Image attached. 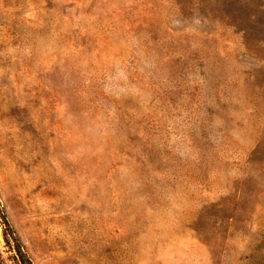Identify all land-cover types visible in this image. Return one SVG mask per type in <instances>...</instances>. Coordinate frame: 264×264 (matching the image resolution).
I'll list each match as a JSON object with an SVG mask.
<instances>
[{"label": "rangeland", "instance_id": "374dc122", "mask_svg": "<svg viewBox=\"0 0 264 264\" xmlns=\"http://www.w3.org/2000/svg\"><path fill=\"white\" fill-rule=\"evenodd\" d=\"M0 209L27 264H264V0H0Z\"/></svg>", "mask_w": 264, "mask_h": 264}, {"label": "trees", "instance_id": "16d2710c", "mask_svg": "<svg viewBox=\"0 0 264 264\" xmlns=\"http://www.w3.org/2000/svg\"><path fill=\"white\" fill-rule=\"evenodd\" d=\"M0 214H1L0 219L3 221V224H4L5 228H6L7 234L10 235L13 238V240L16 242V244H17V250L16 251H17L18 257L20 258V261L17 262V264H21V263L22 264H27L28 263L27 257L22 252L19 240L16 237L15 232L13 231V228L11 227V225H10L9 221L7 220L6 216L1 213V209H0ZM4 237L6 238V245L12 250V245H11L10 241L7 240L8 236L6 237L5 233H4Z\"/></svg>", "mask_w": 264, "mask_h": 264}]
</instances>
